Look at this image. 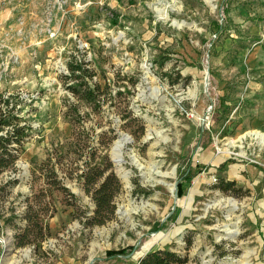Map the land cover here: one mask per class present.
<instances>
[{"label":"rangeland","instance_id":"1","mask_svg":"<svg viewBox=\"0 0 264 264\" xmlns=\"http://www.w3.org/2000/svg\"><path fill=\"white\" fill-rule=\"evenodd\" d=\"M73 56L99 106L67 88ZM0 92L29 125L0 264H264V0H0ZM107 159L121 189L91 224L79 175Z\"/></svg>","mask_w":264,"mask_h":264},{"label":"trees","instance_id":"2","mask_svg":"<svg viewBox=\"0 0 264 264\" xmlns=\"http://www.w3.org/2000/svg\"><path fill=\"white\" fill-rule=\"evenodd\" d=\"M67 68L68 75L65 77L70 78L71 81L67 85L69 91L80 101L99 106L104 101L101 96L105 95L106 90H101V84L92 80L95 72L84 62L77 61L74 56L68 62ZM19 98L18 93L0 92V172L14 168L19 151L29 134V125L21 123ZM76 112L80 116L77 109ZM124 116L128 115H123V118ZM111 167L112 163L107 159V163L88 167L79 175L85 191L91 195L95 204L93 214L88 219L91 224H103L114 215V198L121 189V183L112 170L108 172ZM187 181H189L188 176L178 182V195L183 193V187ZM232 184L227 181L224 183L225 186ZM185 262L184 257L173 251L157 249L148 252L136 264H183Z\"/></svg>","mask_w":264,"mask_h":264},{"label":"bare ground","instance_id":"3","mask_svg":"<svg viewBox=\"0 0 264 264\" xmlns=\"http://www.w3.org/2000/svg\"><path fill=\"white\" fill-rule=\"evenodd\" d=\"M261 136H264V135L262 134ZM124 141H125V139H120V140L116 141L115 145H114V150H117V149L119 150L120 147H122ZM115 158H116V160L120 161L121 160L120 154L116 153Z\"/></svg>","mask_w":264,"mask_h":264}]
</instances>
